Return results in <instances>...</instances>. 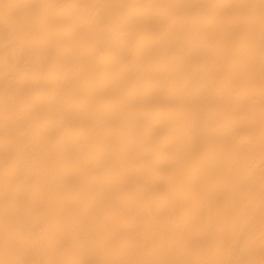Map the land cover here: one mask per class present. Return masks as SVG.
I'll return each instance as SVG.
<instances>
[{
	"label": "bare ground",
	"instance_id": "1",
	"mask_svg": "<svg viewBox=\"0 0 264 264\" xmlns=\"http://www.w3.org/2000/svg\"><path fill=\"white\" fill-rule=\"evenodd\" d=\"M8 4H254L215 13L227 23L183 37L163 22L145 20L109 41L103 19L112 10L22 9L35 42L4 32L0 23V259L6 224L23 245H37L28 259L65 258L63 243L83 245L91 260L264 261L261 152L262 75L260 0H3ZM183 11V10H182ZM137 15V10H131ZM254 17L252 24L248 17ZM17 40L14 51L8 41ZM215 75L202 111L191 123L188 149L165 147L169 114L177 95H201L196 82ZM17 90L11 139L31 138L42 192L5 217L3 196L6 89ZM254 96L249 103V93ZM25 102H21V101ZM209 113H232L223 135L209 150ZM43 141L41 146L40 142ZM166 209L150 231L140 216ZM226 218L227 248L214 244ZM254 233L241 256L240 232ZM139 245L129 250L122 242ZM55 237L57 247L49 246ZM149 243L145 246V242Z\"/></svg>",
	"mask_w": 264,
	"mask_h": 264
},
{
	"label": "snow or ice",
	"instance_id": "2",
	"mask_svg": "<svg viewBox=\"0 0 264 264\" xmlns=\"http://www.w3.org/2000/svg\"><path fill=\"white\" fill-rule=\"evenodd\" d=\"M226 7L254 9L257 5L241 4V5H223L215 3H198V4H114V3H96V4H8L0 0V23H2L4 32L16 33L19 37L32 41L36 37L31 32V20L29 17H21L19 15L22 9L32 8H51V9H78L87 8L92 10H112V15L103 19L106 30L103 35L109 41H115L119 37L126 35V30L138 28L145 20L154 24L170 25L175 28L183 37L192 39L202 31L211 30L218 26L225 25L228 21L223 15L216 14V9ZM260 11V31L262 40L261 59H262V75L260 84V95L262 101V134H261V152L264 159V0L259 2ZM131 10H137L138 14H131ZM183 10V11H182ZM248 23L254 22V17L249 16ZM17 40L10 39L7 45V51L11 53L16 49ZM217 86L215 75L209 72L207 78L203 82H196L193 87L201 90V95L193 96L189 99V93L185 91L177 95L176 103L169 114V131L165 141V147L176 152H185L190 144L191 123L196 113L202 111L205 107L207 96ZM6 102L4 107V124L6 132V151L4 157V182L3 196L5 204L6 219L15 211L22 208L25 203L42 192L40 184V167L38 160L33 163L28 171L29 162L34 156L33 149L35 144L31 138H26L22 144H17L11 139V132L16 123L17 107L14 102L17 98L16 88L9 86L5 92ZM249 103L253 102L254 96L249 93ZM22 103L25 101H21ZM232 113H209L206 119V139L209 150H211L217 141L223 135L226 123L233 118ZM41 146L43 141L40 142ZM261 218H262V238H264V167L261 169ZM166 214L163 208L145 209L140 216V221L145 231H150L153 222ZM232 227L231 220L226 218L216 228L214 244L218 248H227L228 241L225 239V233ZM121 239L123 244L129 249H135L139 245L128 243L126 235L122 232ZM242 249H237L241 256L245 255L249 250L254 233L250 222L239 235ZM149 241L145 242V246ZM49 246L55 249L58 245L55 237L49 241ZM5 254L9 257L0 259V264H253L249 260L239 259H222V260H196V261H112V260H91L86 257L90 254V250L83 245H74L65 241L63 243V256L65 258L51 259H28L23 258L37 249V245L25 246L20 243L9 231L6 224L5 229ZM264 264V261L261 262Z\"/></svg>",
	"mask_w": 264,
	"mask_h": 264
}]
</instances>
